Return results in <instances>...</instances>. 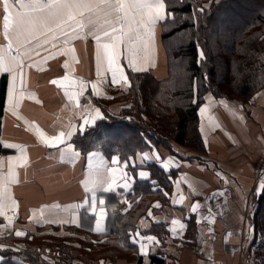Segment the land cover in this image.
<instances>
[{
    "label": "crops",
    "instance_id": "obj_1",
    "mask_svg": "<svg viewBox=\"0 0 264 264\" xmlns=\"http://www.w3.org/2000/svg\"><path fill=\"white\" fill-rule=\"evenodd\" d=\"M3 15L2 0H0V44L6 43L2 34ZM161 23L158 22L155 25L151 62L139 65L152 71L156 79L165 78L167 74L165 53L161 42ZM46 47L50 49V46ZM72 47L76 50L79 62L72 61L70 57L63 55L51 57V50L44 49L38 50L40 56H33V59L37 61L44 56H50L42 65L43 70L26 69V87L28 91L35 93L39 103L25 98L20 106L19 116L13 115L8 110L6 93L0 131V142L5 153H0V162H2L0 171L7 172V158L18 155V150L3 146L7 143L25 145L30 162L27 167L16 169L18 182L11 185V192L18 207L15 212L6 213L14 216L11 226L0 228V237L13 235L18 239L12 243L0 242V245L4 246L0 248V251L8 248L24 250L26 247L23 237L30 243L35 242V238L41 242V234L62 238L76 234L80 239L95 235L91 237V240L97 241V235L107 233V219L120 209L123 214L129 205L131 206L133 199L130 191L135 181L149 178V175L146 179L139 176L140 171L149 174L143 165L154 160L162 166V163L171 157L175 164L179 165L166 170H176V175L172 179L173 200H178L183 195L185 197L183 203H173V207L170 208L162 207L159 200H154L145 215L138 221L136 229L128 232L129 243L134 246L132 250L106 258L87 259L89 255L82 253L75 255L73 264H152L150 256L153 254L165 258L166 263L172 264H253V256L248 248L253 236L251 221L254 211L253 198L262 190L258 164L264 154V87L246 103L215 97L211 93L205 96L197 113L199 129L205 145L203 150L173 142L172 151L158 148L147 152L150 155L157 153L160 160L154 158L142 160L145 152L137 154L130 160H121L118 155L106 157L98 150L89 151L88 153L98 152L108 167L123 168L124 163L127 162L124 171L128 174L131 184L128 190L118 187L115 192H98V198L105 200L106 209V217L103 221L105 231L99 233L94 231L95 216L91 212H86L85 209L76 210L77 223L71 222L74 210L69 206L82 203L88 198L84 186L80 183L87 177L88 153L81 154L73 166L60 163L56 150L43 146L30 127L31 122H35L48 134L55 135L58 128L53 125L57 122V116L64 118L65 122L68 117H72L74 122L79 123V117L65 110L66 100L63 90L50 82L65 75L63 62L66 59L75 70L74 76L89 82L97 80L94 40L91 37L77 39L72 42ZM121 64L129 80L128 71L132 69L127 66L124 57H121ZM3 74L6 73H0V77ZM6 75L8 89L10 76ZM99 87L102 94L97 96L89 84L81 104H91L93 108H99L102 116L104 111L118 114L128 105L127 101L102 102L103 99H109L114 95L115 88L124 89L127 86L113 85L109 76L105 82L99 84ZM221 100H225L237 115H232L229 109L222 106L219 103ZM205 104H208L209 108L202 115L199 109ZM20 116L23 119L19 118ZM211 117H215L219 127L214 126ZM25 121L29 123L26 124ZM113 157L119 158L118 165L111 163ZM214 193L217 195H213ZM194 204L200 205L196 212L191 211ZM41 208H44V219L61 222L38 223ZM150 211L151 216H149ZM189 214L194 215L196 219L197 243L184 237L186 217ZM173 219L181 221L185 227L181 230L179 225H172ZM157 222L166 223L168 235L164 240L156 233L149 231L150 226ZM6 224L7 221L0 217V225ZM172 227L177 229L176 234L170 231ZM16 230L24 231L26 235L16 236ZM137 232L139 236L136 235ZM146 236H155L159 244L151 243L148 255L142 256L139 254V242L148 243L142 240ZM35 249L34 253L46 264H55L59 260L51 244L37 246ZM2 259L3 256L0 255V261Z\"/></svg>",
    "mask_w": 264,
    "mask_h": 264
},
{
    "label": "trees",
    "instance_id": "obj_2",
    "mask_svg": "<svg viewBox=\"0 0 264 264\" xmlns=\"http://www.w3.org/2000/svg\"><path fill=\"white\" fill-rule=\"evenodd\" d=\"M165 1L174 17L163 21L161 29L166 77L156 79L150 70H129L130 86L115 88L114 95L102 101H129L128 105L118 114L104 111L92 127L73 136L71 143L81 154L98 150L106 157L118 155L121 160H130L153 149L172 151L173 142L203 150L197 113L205 96L211 93L246 103L264 87V0ZM200 50L204 52L203 60L199 57ZM230 67L231 79L223 80L220 71H229ZM7 85V75L3 74L0 131ZM166 131L171 138L166 136ZM1 152L4 148L0 143ZM143 166L149 178L135 181L130 191L131 206L123 214L120 209L107 219V233L97 235V241L91 240L95 235L80 239L76 234L66 238L41 234V242L35 238L32 243L23 237L26 248L0 251L3 256L0 264H46L34 253L37 246L45 244H51L59 256L55 264H73L75 255L82 253L89 255L87 259L106 258L132 250L128 232L136 229L151 203L159 200L162 207H173L172 179L176 170L166 171L154 160ZM253 201V236L248 249L253 264H264V190ZM186 223L184 237L197 243L195 216L189 214ZM149 231L163 240L168 235L164 222L153 223ZM17 239L13 235L2 236L0 242L12 243ZM150 258L152 264H172L157 254Z\"/></svg>",
    "mask_w": 264,
    "mask_h": 264
},
{
    "label": "snow or ice",
    "instance_id": "obj_3",
    "mask_svg": "<svg viewBox=\"0 0 264 264\" xmlns=\"http://www.w3.org/2000/svg\"><path fill=\"white\" fill-rule=\"evenodd\" d=\"M2 7L4 13L2 34L6 43L0 44V73L10 76L7 106L13 115L19 116V109L25 98L40 102L35 93L28 91L26 87V69L43 70L42 65L50 56L57 55L67 56L72 61L79 62L72 42L88 37L95 42L96 81L89 82L74 76L75 70L68 59L63 62L65 75L50 81L63 90L66 100L65 110L79 117V123L74 122L72 117H68L65 122L64 118L57 116V122L53 125L58 128L55 135L48 134L35 122L30 124L39 142L49 149L56 150L58 162L73 166L81 155L71 143L73 136L77 132L84 133L87 128L92 127L98 119L102 118L99 108H93L91 104H81V99L85 97L89 84L97 96L102 94L99 84L105 82L109 76L113 85L130 86L124 66L121 64V57L126 59L127 66L133 71H146L139 65L151 62L155 25L174 17L167 14L165 0H2ZM46 46H50V49ZM40 49L51 50L50 56H44L39 61L34 60V55L40 56L38 51ZM199 57L201 60L204 59L202 50L199 51ZM219 103L229 109L232 115H237L225 100ZM208 108L209 105L205 104L199 111L203 115ZM19 118L23 119L22 116ZM210 119L215 127H219V124L215 122V117ZM25 123L29 122L25 121ZM201 130L203 131V126ZM3 146L18 150V155L7 158V172L0 171V217L7 221V224L0 225V228L11 226L14 216L6 213L15 212L18 207L11 192V185L18 182L16 169L27 167L30 162L25 145L7 143ZM153 158L160 160L157 153L152 155L147 152L143 153L142 160ZM87 161V177L80 183L84 186L88 198L82 203L69 206L74 210L71 222L77 223L76 210L85 209L86 212H91L95 216L94 231L103 233L105 231L103 221L106 217L105 200L98 198V192H115L118 187L125 190L131 188L130 178L124 171L127 162L124 163L123 168L108 167L98 152L88 153ZM118 162V157L112 158L113 165H118ZM173 166L178 167L179 165L175 164L171 157L162 163L165 170ZM0 167H2V162H0ZM148 175L145 171L139 172L141 178L146 179ZM261 189L264 190V181L261 182ZM218 194L223 195V193ZM184 199L185 197L181 195L178 200H173V203L182 204ZM98 207L99 211H97ZM199 207V204H194L191 211L196 212ZM44 216V208H41L40 219L37 222H61L44 219ZM149 216H151V211ZM171 223L179 225L181 230L185 227L181 221L176 219H173ZM170 231L176 234L177 229L172 227ZM15 235L24 236L26 233L16 230ZM136 235L139 236V232ZM142 240L148 242H139V254L142 256L148 255L151 243L159 244L155 236H146ZM3 247L0 245V248Z\"/></svg>",
    "mask_w": 264,
    "mask_h": 264
},
{
    "label": "rangeland",
    "instance_id": "obj_4",
    "mask_svg": "<svg viewBox=\"0 0 264 264\" xmlns=\"http://www.w3.org/2000/svg\"><path fill=\"white\" fill-rule=\"evenodd\" d=\"M165 3H166V1H165ZM166 9H167V14H169L170 16H171V13L169 12V8L167 7V4H166ZM163 23V22H162ZM161 23V24H162ZM161 29H162V25H161ZM238 42V41H237ZM234 57V56H233ZM227 60H230L228 57H227ZM232 64H233V62L231 61V66H232ZM230 70H231V67H230V69H229V71L228 70H221L220 71V77H222L223 78V80H225V79H227L226 81H229L230 79H231V77L229 76V73H230ZM123 89V88H122ZM125 89V88H124ZM128 103H129V101H127ZM147 123L148 124H150V125H152V126H155V124L153 123V122H151V121H149V120H147ZM166 136H169L170 138H171V134L168 132V131H166ZM183 145V144H182ZM183 146H186V145H183Z\"/></svg>",
    "mask_w": 264,
    "mask_h": 264
},
{
    "label": "built area",
    "instance_id": "obj_5",
    "mask_svg": "<svg viewBox=\"0 0 264 264\" xmlns=\"http://www.w3.org/2000/svg\"><path fill=\"white\" fill-rule=\"evenodd\" d=\"M258 172L260 174V180L264 181V154L262 155V157L259 161Z\"/></svg>",
    "mask_w": 264,
    "mask_h": 264
}]
</instances>
